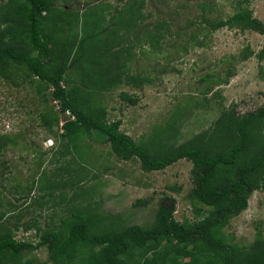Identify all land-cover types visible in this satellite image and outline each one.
<instances>
[{"label":"rangeland","instance_id":"rangeland-1","mask_svg":"<svg viewBox=\"0 0 264 264\" xmlns=\"http://www.w3.org/2000/svg\"><path fill=\"white\" fill-rule=\"evenodd\" d=\"M132 1L52 0V11L63 23L62 30L51 31L60 44L68 46L76 30L78 37L101 32L84 42L82 58L67 70L65 88L76 84L83 90L82 81L91 84L85 91L95 107L104 108L108 121L119 119L120 131L147 145L149 151L157 146L164 151L166 144L191 138L209 127L224 108L245 114L263 105L264 35L251 29L209 30L198 25L196 0H143L141 26L157 20L171 24V33L159 42L153 30L146 34L135 28L129 39L121 37V25L102 32L105 25L113 26L111 15ZM4 2L0 0V5ZM99 3L109 6L97 11L93 6ZM135 4L140 5V0ZM249 8L264 24V0H251ZM64 10L77 14L79 21L86 18V25ZM235 10L233 0H215L213 15L226 18ZM46 20L54 25L53 17ZM188 20L196 24L187 26ZM5 27L1 21L0 29ZM191 32L205 37V45L189 42L184 48ZM4 40L8 42V37ZM108 44L113 47L103 52ZM79 50L78 45L70 50L66 63ZM107 61L121 65V79L93 89L95 73L103 63L105 70ZM8 69V77L0 76V139L4 142L0 210L8 213V226L18 225L10 227L15 239L36 243L44 228L61 230V219L72 212L93 215L97 221L93 220L92 232L132 224L149 226L162 199L174 203L176 220L195 219L194 207L202 204L189 195L193 187L190 160L181 158L163 169L147 171L137 157L117 156L94 129L89 133L81 129L69 140L61 126L69 114L61 112L51 90L43 93L44 83L25 67L8 65ZM122 93L135 101L129 102ZM43 113L58 114L59 123L44 124ZM28 221L36 227L24 229L23 222ZM223 232L240 246L249 245L258 233L264 240V188L253 190L247 207L229 220ZM49 254L42 245L21 257L36 264H57Z\"/></svg>","mask_w":264,"mask_h":264},{"label":"trees","instance_id":"trees-1","mask_svg":"<svg viewBox=\"0 0 264 264\" xmlns=\"http://www.w3.org/2000/svg\"><path fill=\"white\" fill-rule=\"evenodd\" d=\"M4 1L0 5V22H6V27L0 29V76L8 77V65H18L40 79L44 83L43 93L49 88L61 112L69 114L61 125L63 135L69 140L76 138L81 129L87 133L94 129L117 156L124 160L135 156L141 168L147 171L163 169L187 158L193 164V187L189 195L202 206L194 207L193 221H178L173 215L174 203L169 204L162 199L151 225L132 224L99 232H92L93 220L97 221L93 215L72 212L61 219V230L44 228L36 243L15 239L11 228H18V225L8 226L5 218L8 213L0 210V264H36L32 259L23 261L21 256L25 251L42 245H46L49 258L57 264H264V240L260 233L249 245L240 246L232 243L223 232L229 220L247 207L253 190L264 188V102L245 114L224 108L209 127L191 138L177 145L166 144L164 151L157 149L158 146L149 151L147 145L136 143L130 135L120 131L119 119L108 121L104 108L95 107L85 91L92 87L91 84L82 81L83 90L76 84L68 88L63 84L69 82L67 70L82 58L86 49L84 42L99 37L100 30L79 37L76 30L68 46H64L51 32L55 28L62 30L63 24L58 14L52 11V0ZM233 1L236 10L223 18L213 15L215 0H196L200 12L195 21L209 30L226 26L251 29L264 35V24L253 16L249 8L251 0ZM142 4L143 0H140V5L136 6L133 0L118 9L116 15L110 17L113 26L105 25L102 32L121 25V37L129 39L135 28L139 32L144 30L146 34L153 30L157 42L171 33V24L167 21L157 20L152 25L141 26L140 21L144 17L140 12ZM108 6L99 3L93 8L101 11ZM64 13L79 21L77 14L68 10ZM50 17L54 19L52 27L46 20ZM86 21L84 18L78 23L86 25ZM193 21L188 20L187 26H194L196 23ZM6 36L8 42L4 40ZM134 36L138 37L137 34ZM204 38L200 39L191 32L183 47L186 48L189 42L203 46ZM77 45L79 53L66 63L70 50ZM110 47L113 46L108 44L102 51L106 52ZM91 63L95 69L96 61ZM107 63L109 66L105 70L104 63L96 70L97 80L93 89L104 88L121 79V65L118 62ZM121 96L129 102L135 101L126 93ZM52 115L48 117L43 113V123L58 124V114ZM3 145L0 139V151ZM32 225L36 224L23 222L26 230Z\"/></svg>","mask_w":264,"mask_h":264}]
</instances>
